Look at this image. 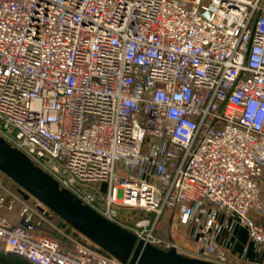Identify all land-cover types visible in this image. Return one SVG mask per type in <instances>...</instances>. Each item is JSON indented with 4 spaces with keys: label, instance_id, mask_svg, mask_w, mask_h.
<instances>
[{
    "label": "built area",
    "instance_id": "obj_1",
    "mask_svg": "<svg viewBox=\"0 0 264 264\" xmlns=\"http://www.w3.org/2000/svg\"><path fill=\"white\" fill-rule=\"evenodd\" d=\"M0 137L154 246L179 251L165 212L172 234L193 226L191 257L224 262L221 214L264 245V0H0ZM2 174L6 250L124 264L73 227L64 248L43 232L58 216Z\"/></svg>",
    "mask_w": 264,
    "mask_h": 264
},
{
    "label": "water",
    "instance_id": "obj_2",
    "mask_svg": "<svg viewBox=\"0 0 264 264\" xmlns=\"http://www.w3.org/2000/svg\"><path fill=\"white\" fill-rule=\"evenodd\" d=\"M0 170L52 212L124 264H217L180 253L176 247L159 248L140 239L133 231L106 218L48 173L23 152L0 137Z\"/></svg>",
    "mask_w": 264,
    "mask_h": 264
},
{
    "label": "crops",
    "instance_id": "obj_3",
    "mask_svg": "<svg viewBox=\"0 0 264 264\" xmlns=\"http://www.w3.org/2000/svg\"><path fill=\"white\" fill-rule=\"evenodd\" d=\"M6 214L14 223L19 221L17 211H8ZM230 222L231 218L225 214L219 215L217 219L221 231L215 235L214 240L216 245L227 253L226 259L221 264H264V245H259L253 241L249 237L247 227L240 223L229 229ZM192 232V225H182L178 229V240L182 242V246L190 254L194 248ZM179 251L181 252V250ZM184 254L190 255L185 252ZM29 263L27 258L6 250L4 245L0 243V264Z\"/></svg>",
    "mask_w": 264,
    "mask_h": 264
},
{
    "label": "rangeland",
    "instance_id": "obj_4",
    "mask_svg": "<svg viewBox=\"0 0 264 264\" xmlns=\"http://www.w3.org/2000/svg\"><path fill=\"white\" fill-rule=\"evenodd\" d=\"M1 184L12 190L13 192H15L17 190V187L15 185H13V183H11L9 180H7L6 178H2L1 176ZM16 193V192H15ZM19 209H21V205L20 203H16L15 204V211L19 212ZM126 211H124V213L121 215L122 220H124L125 223H127L129 226L131 227H135L137 221L139 220V215L144 216V212L143 211H137L136 213H138L139 215L135 216L134 214L131 215L129 212V214H125ZM171 218V214L170 212H165L162 215L161 218V223H160V227L157 229V235L164 238V239H173L175 241V243L179 246V250H181L180 253L184 254L188 253L190 254L183 246H182V242H180V240H178V229H173V234L172 231L170 230V227L168 225V220ZM262 222H264V218H262ZM43 232L49 234L50 236H52L53 238L57 239L60 244L66 248L69 249L72 247V242L71 240L68 238L70 235V231H68L61 222V219L59 217H55L52 219V221L49 224H46L43 227ZM186 256H190L187 254H184ZM191 257V256H190Z\"/></svg>",
    "mask_w": 264,
    "mask_h": 264
},
{
    "label": "trees",
    "instance_id": "obj_5",
    "mask_svg": "<svg viewBox=\"0 0 264 264\" xmlns=\"http://www.w3.org/2000/svg\"><path fill=\"white\" fill-rule=\"evenodd\" d=\"M2 178H6L7 180H9L11 183H13V185H15L16 187H17V189H18V184H16L11 178H9L8 176H6L4 173L2 174ZM15 209V208H14ZM20 210L21 209H19V212H20ZM11 211H13V210H11ZM8 212V211H7ZM6 212V213H7ZM19 212H18V216H19ZM7 215V214H6ZM60 218V217H59ZM61 219V218H60ZM61 222H62V225L68 230V231H70V229L72 228L69 224H67L65 221H63L62 219H61ZM29 264H33L32 262H30Z\"/></svg>",
    "mask_w": 264,
    "mask_h": 264
}]
</instances>
